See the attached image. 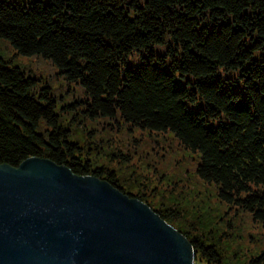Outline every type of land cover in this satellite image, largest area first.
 I'll list each match as a JSON object with an SVG mask.
<instances>
[{
    "label": "trees",
    "instance_id": "16d2710c",
    "mask_svg": "<svg viewBox=\"0 0 264 264\" xmlns=\"http://www.w3.org/2000/svg\"><path fill=\"white\" fill-rule=\"evenodd\" d=\"M0 37L82 85L86 96L63 107L77 124L106 117L172 134L198 153L197 172L219 198L264 226V58L255 56L264 51V0H0ZM167 39V52L157 55L154 45ZM137 54L138 68L128 66ZM222 70L237 72L243 89ZM72 136L51 87L0 58V163L47 157L140 198L112 170L94 167ZM157 212L166 221L179 213ZM183 233L206 264H225L214 244ZM247 264H264V250Z\"/></svg>",
    "mask_w": 264,
    "mask_h": 264
},
{
    "label": "water",
    "instance_id": "95a60500",
    "mask_svg": "<svg viewBox=\"0 0 264 264\" xmlns=\"http://www.w3.org/2000/svg\"><path fill=\"white\" fill-rule=\"evenodd\" d=\"M183 232L106 179L47 157L0 163V264H196Z\"/></svg>",
    "mask_w": 264,
    "mask_h": 264
},
{
    "label": "rangeland",
    "instance_id": "374dc122",
    "mask_svg": "<svg viewBox=\"0 0 264 264\" xmlns=\"http://www.w3.org/2000/svg\"><path fill=\"white\" fill-rule=\"evenodd\" d=\"M13 1L30 5L32 0ZM170 42L167 39L166 43L155 44L156 54L164 55ZM149 55L145 52L147 58ZM255 56L263 60L264 51H257ZM0 58L23 68L42 86L51 87L61 123L72 128L73 139L87 147L94 167L112 170L125 191L139 196L154 210L178 211V218L170 220L187 230L190 236L199 235L214 244L225 264H247L264 250V226L250 211H237L219 198L216 185L204 181L197 172V152L182 146L170 133L163 136L139 127L129 128L122 124L124 122L119 125L106 117L88 118L77 124L71 119L75 112L72 109L64 112L63 107L86 96L81 84L68 81L51 59L20 54L2 37ZM140 62V54L131 55L128 66L138 68ZM221 74L230 78L228 82L233 89H243L236 79L237 72L222 70ZM176 82L182 86L187 84L179 75ZM189 105L198 109L201 103ZM196 264L206 263L199 255Z\"/></svg>",
    "mask_w": 264,
    "mask_h": 264
}]
</instances>
